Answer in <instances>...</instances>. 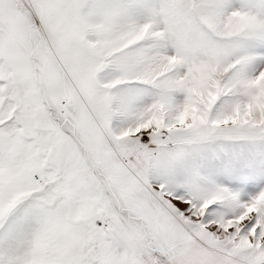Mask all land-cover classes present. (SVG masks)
<instances>
[{"label":"snow or ice","instance_id":"6c2138e0","mask_svg":"<svg viewBox=\"0 0 264 264\" xmlns=\"http://www.w3.org/2000/svg\"><path fill=\"white\" fill-rule=\"evenodd\" d=\"M0 264H264V0H0Z\"/></svg>","mask_w":264,"mask_h":264}]
</instances>
